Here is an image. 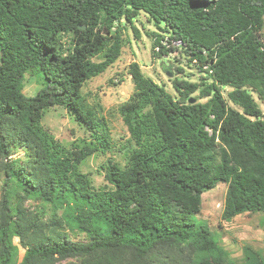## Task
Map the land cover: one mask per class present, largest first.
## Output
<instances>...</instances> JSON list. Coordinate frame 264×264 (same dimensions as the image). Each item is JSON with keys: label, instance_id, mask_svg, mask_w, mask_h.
I'll return each mask as SVG.
<instances>
[{"label": "trees", "instance_id": "16d2710c", "mask_svg": "<svg viewBox=\"0 0 264 264\" xmlns=\"http://www.w3.org/2000/svg\"><path fill=\"white\" fill-rule=\"evenodd\" d=\"M140 13L157 30L152 56L179 40L202 76L173 79L171 94L129 65L133 91L117 109L129 134L124 165L108 161L107 186L95 188L80 165L113 146L82 87L118 60L128 26L139 38ZM263 26L264 0H0V264H264L248 246L234 261L193 219L219 183L222 221L264 214V119L253 98L264 107ZM27 74L42 85L33 97ZM54 107L89 139L70 148L55 139L42 125Z\"/></svg>", "mask_w": 264, "mask_h": 264}, {"label": "rangeland", "instance_id": "374dc122", "mask_svg": "<svg viewBox=\"0 0 264 264\" xmlns=\"http://www.w3.org/2000/svg\"><path fill=\"white\" fill-rule=\"evenodd\" d=\"M134 26L139 32L136 38L132 29L128 26L123 31V37L127 41L122 49L118 60L110 66L103 74L85 82L82 87V95L85 102L96 109L100 116L107 122L108 133L113 149L111 152L102 154L97 152L80 165L81 172L88 174L95 188H104L107 182L104 179V167L108 161L124 165L125 148L128 145L129 134L118 114V107L124 103L133 91L131 77L128 73L129 65L137 63L145 77L151 78L157 84H161L165 89L174 94L172 81L181 78L190 82H198L202 74L198 73L195 64L186 61L183 53L175 56L153 57L152 38L150 33L157 32L154 25L148 21L144 13H140L135 19ZM264 39V26L260 32ZM177 68L183 70L179 73ZM41 82L35 76L25 75L23 93L27 97H33L41 88ZM225 88L223 94L230 91ZM193 98L196 95L192 96ZM255 102L259 105L263 113L264 107L253 94ZM204 102L205 100H199ZM230 104V103H229ZM237 109L235 106L231 105ZM43 127L48 130L62 145L70 148L73 143L79 140H88V133L85 128L76 122L61 107H54L48 110L43 119ZM13 157H23V152L18 150ZM227 184L219 183L217 186L202 195L200 213L193 216L196 221H204L210 231L217 238L219 244L227 251L229 257L236 262L244 258L243 249L248 246L254 251H259L264 255V214H243L235 217L231 222L226 223L221 220V212L226 195ZM1 197V181H0ZM25 206L30 210H39V201H26ZM68 235L73 242H84L86 236L77 231L69 232ZM14 243L18 247V262L24 254V250L18 245V240ZM62 261L57 264H67Z\"/></svg>", "mask_w": 264, "mask_h": 264}, {"label": "built area", "instance_id": "2783aa9c", "mask_svg": "<svg viewBox=\"0 0 264 264\" xmlns=\"http://www.w3.org/2000/svg\"><path fill=\"white\" fill-rule=\"evenodd\" d=\"M162 46L166 47L168 50V54L167 56H170V55H177V54H180V53H183L184 51V44L179 41V40H168V39H165L162 43ZM156 51L158 50V48L155 49ZM196 62L194 61L193 64H195ZM207 66H203V69L204 70H207Z\"/></svg>", "mask_w": 264, "mask_h": 264}, {"label": "water", "instance_id": "95a60500", "mask_svg": "<svg viewBox=\"0 0 264 264\" xmlns=\"http://www.w3.org/2000/svg\"><path fill=\"white\" fill-rule=\"evenodd\" d=\"M190 103H194V100H193V99H191V100H190Z\"/></svg>", "mask_w": 264, "mask_h": 264}]
</instances>
